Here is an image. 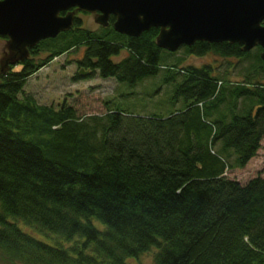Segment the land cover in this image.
<instances>
[{"label": "trees", "instance_id": "16d2710c", "mask_svg": "<svg viewBox=\"0 0 264 264\" xmlns=\"http://www.w3.org/2000/svg\"><path fill=\"white\" fill-rule=\"evenodd\" d=\"M75 20L0 74L2 264H127L151 250L152 264H264V176H227L264 140L262 49L181 47L252 60L230 84L210 65H162L158 28L128 37ZM81 47L78 69L91 77L133 86L163 68L172 109L136 116L108 102L105 113L80 117L66 101L55 108L24 94L28 78Z\"/></svg>", "mask_w": 264, "mask_h": 264}, {"label": "water", "instance_id": "95a60500", "mask_svg": "<svg viewBox=\"0 0 264 264\" xmlns=\"http://www.w3.org/2000/svg\"><path fill=\"white\" fill-rule=\"evenodd\" d=\"M71 9L96 14L102 27L113 17L112 29L128 37L158 28L156 45L168 52L196 42L240 44L244 52L260 47L264 67V0H0V37L7 40L0 72L28 59L41 41L71 30Z\"/></svg>", "mask_w": 264, "mask_h": 264}, {"label": "rangeland", "instance_id": "374dc122", "mask_svg": "<svg viewBox=\"0 0 264 264\" xmlns=\"http://www.w3.org/2000/svg\"><path fill=\"white\" fill-rule=\"evenodd\" d=\"M77 16L82 20L81 25L84 28L92 31L100 30L94 23L93 16L83 13ZM6 44L7 40L0 37V61L6 53ZM83 51L84 48L81 47L53 58L46 66L28 78L23 88L24 94L32 96L40 105H53L55 108L66 101L68 105L75 107L80 117L105 113V103L108 102L107 107L117 108L136 116L166 115V112L172 109L170 98L174 94L175 86L174 83L165 82L166 71L163 68L156 76L147 77L133 86L111 78L102 79L96 74L91 77V73L84 69L85 73L90 74L74 80L73 78L76 75L79 76V72L82 71L78 69L76 61L82 58ZM44 56L45 54L42 53L39 58L44 59ZM163 58L164 66L178 61L182 66L210 65L214 68V73L226 78L230 84L242 82L245 70L252 63V60L222 59L214 55L197 58L189 55L184 48H180L177 52H163ZM12 67L19 69L18 64L11 66L10 69ZM0 74L4 73L0 72ZM248 103V100L245 101L246 106ZM238 106L241 108V104ZM241 111L244 112L243 108ZM261 145L256 156L245 168L227 171V176L242 184L257 176L263 177L264 140ZM96 226L103 227L100 223ZM155 253L156 251L151 250L139 258L128 259L127 264H152ZM0 264H2L1 261Z\"/></svg>", "mask_w": 264, "mask_h": 264}, {"label": "flooded vegetation", "instance_id": "af4514ba", "mask_svg": "<svg viewBox=\"0 0 264 264\" xmlns=\"http://www.w3.org/2000/svg\"><path fill=\"white\" fill-rule=\"evenodd\" d=\"M71 11H74V13H75V19H79V21H80V24L82 23V20L77 16L78 14H81L80 12H78L77 10H75V9H71ZM89 15H91V14H89ZM91 16H93V19H94V17L96 16V14H94V15H91ZM74 19V24H73V28L75 27V20ZM109 26L108 27H102V26H100V25H97L99 28H109L110 27V25H112L113 24V22H114V19H113V21H111V17L109 18ZM95 23V22H94ZM82 26V25H81ZM83 27V26H82ZM38 46V45H37ZM76 64H77V62H76Z\"/></svg>", "mask_w": 264, "mask_h": 264}, {"label": "bare ground", "instance_id": "6f19581e", "mask_svg": "<svg viewBox=\"0 0 264 264\" xmlns=\"http://www.w3.org/2000/svg\"><path fill=\"white\" fill-rule=\"evenodd\" d=\"M81 70H83V69H81Z\"/></svg>", "mask_w": 264, "mask_h": 264}]
</instances>
